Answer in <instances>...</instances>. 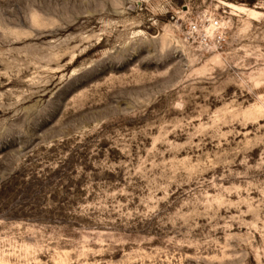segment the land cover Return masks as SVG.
I'll return each instance as SVG.
<instances>
[{
	"label": "rangeland",
	"instance_id": "1",
	"mask_svg": "<svg viewBox=\"0 0 264 264\" xmlns=\"http://www.w3.org/2000/svg\"><path fill=\"white\" fill-rule=\"evenodd\" d=\"M0 264H264V0H0Z\"/></svg>",
	"mask_w": 264,
	"mask_h": 264
}]
</instances>
